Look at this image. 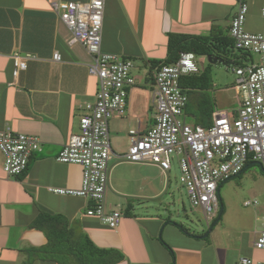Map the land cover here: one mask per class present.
Wrapping results in <instances>:
<instances>
[{"label": "crops", "instance_id": "crops-1", "mask_svg": "<svg viewBox=\"0 0 264 264\" xmlns=\"http://www.w3.org/2000/svg\"><path fill=\"white\" fill-rule=\"evenodd\" d=\"M54 1L89 0H0V130L9 127L41 140L21 176L6 175L0 151V264H20L24 248L47 243L45 234L32 227L41 212L79 220L97 246L125 254L118 264H239L242 257L264 261V250L255 247L256 223H248L245 217L233 216L230 221L226 217L223 183V214L217 222L221 220L223 230L215 234L213 228L208 235L198 234L184 225L178 211L172 213L168 207L176 206L178 200L176 190L167 184L172 168L163 172L156 165L125 158L131 145L130 130L144 134L155 123L150 90L156 70L150 61L167 57L169 33L208 35L216 27L229 34L242 1L249 6L245 29L262 33L264 0H106L102 51L133 58L145 68L143 77L135 74L138 68L133 72L137 83L129 88L126 114L110 121L113 153L106 205L109 210L123 206L126 210L115 229L86 213L94 205L92 201L49 189L81 186L82 167L59 162L57 157L70 136L78 133L83 106L93 102L98 91V80L88 69L91 55L82 44H69L72 32L52 11ZM234 51L227 66L240 60V53ZM16 52L36 56L17 78L13 73ZM56 52L61 61L54 60ZM252 59L248 57L244 63ZM232 89L240 96L236 85ZM229 92L220 89L215 110L235 112L233 104L239 105L240 98L228 102ZM191 117L187 115V121ZM168 221L180 223L186 231ZM234 227L240 230L236 233ZM161 239L172 247L175 259Z\"/></svg>", "mask_w": 264, "mask_h": 264}, {"label": "built area", "instance_id": "built-area-1", "mask_svg": "<svg viewBox=\"0 0 264 264\" xmlns=\"http://www.w3.org/2000/svg\"><path fill=\"white\" fill-rule=\"evenodd\" d=\"M106 0L87 2L54 1L51 9L72 32L69 44H82L91 55L89 74L98 80L93 102H87L80 118L79 131L70 136L57 160L78 164L83 169L78 188L51 187L60 195L86 198L94 203L87 214L99 218L109 228L119 227L123 213L109 210L106 196L109 181V159L113 153L110 121L123 116L128 109L129 88L136 85V62L102 51ZM249 6L240 2L230 24V36L236 49L257 54L244 66L235 69L241 99L235 112L215 110L209 126L187 121V90L181 85L185 75L199 72L201 67L194 52H182L174 64L162 65L154 74L156 120L144 134L130 130L131 145L125 154L132 163H149L163 172L171 170L177 157L181 170L180 182L194 208H201L210 224L222 209L218 188L222 182L238 176L250 161L264 167V32L251 33L245 29ZM264 13V12H263ZM14 77L27 69L32 54L16 52ZM59 52L54 60L61 61ZM35 135L0 130V151L4 156V171L8 177L25 174L32 154L40 147ZM258 201L245 202V206ZM255 247L264 250V229L258 232ZM239 264H264L242 257Z\"/></svg>", "mask_w": 264, "mask_h": 264}, {"label": "trees", "instance_id": "trees-1", "mask_svg": "<svg viewBox=\"0 0 264 264\" xmlns=\"http://www.w3.org/2000/svg\"><path fill=\"white\" fill-rule=\"evenodd\" d=\"M168 37L167 57L150 61L151 67L155 70L162 65L176 63L181 53L185 51L194 52L197 56L211 57L212 61L209 63L217 64L220 63V60L228 63L230 55L236 50L240 53L238 57L240 60H234L237 67L246 65L250 62L244 63L248 57L252 58L251 53L236 49L230 32L226 34L216 27L212 28L208 35L171 32ZM215 58L218 60L217 62H213ZM130 59L134 60L133 58ZM211 70L210 65L199 72L183 76L180 81L182 87L187 90L189 98L186 107L187 115L195 119V124L203 126L212 124V115L215 110V106L207 93L213 87ZM252 163L256 162H248L239 175L244 173L245 169ZM220 212V216L213 221L210 229H213L221 218L223 214L222 209ZM168 222L186 231L180 223ZM32 227L43 232L48 241L43 246L24 248L22 250L24 259L20 264H35L37 261L53 262L56 264H118L125 259V254L118 249L97 246L83 229L79 220L71 221L62 214L41 212L34 220ZM161 241L171 251L175 259L172 247L163 239Z\"/></svg>", "mask_w": 264, "mask_h": 264}, {"label": "rangeland", "instance_id": "rangeland-1", "mask_svg": "<svg viewBox=\"0 0 264 264\" xmlns=\"http://www.w3.org/2000/svg\"><path fill=\"white\" fill-rule=\"evenodd\" d=\"M253 61L258 62L260 57L257 54H252ZM197 61L202 66V70L211 65L212 78H213V87L208 90L209 94L214 106H216V96L218 97V93L220 89H228L229 95L227 96L228 102L234 99L235 102V91L232 89L233 86L237 84L238 76L235 72L237 64L234 63L232 65L227 66L226 64H210L207 56H197ZM136 62V61H135ZM137 68L135 70V74L139 77H143L145 75V68L141 63L136 62ZM142 80L138 79V83H141ZM146 89H151L149 86ZM152 93H154V86L152 87ZM241 99L239 94L236 96ZM239 99V100H240ZM225 100V101H226ZM234 109L238 107V103L233 104ZM155 110H152L153 117L155 116ZM188 123L193 124L194 119L191 117L188 119ZM127 149V148H126ZM180 177L181 170L179 168V163L177 157H174L172 171L167 174V184L170 188H173L177 192V205L174 204L168 206L172 213H176L178 211L179 218L183 221L184 225L190 230L198 233L208 235L210 232V228L213 224V221L208 224L205 215L201 208L192 207L186 189L183 185H180ZM223 190L222 195L225 201L227 213L226 217H228L229 221L233 216L245 217L249 220L250 223L254 221L256 223L257 231H261L264 229V169L261 164L252 163L248 166L244 173L239 176H236L229 181L222 182ZM221 183V184H222ZM220 184V185H221ZM258 201V204H252L248 207H245V202L247 201ZM123 208V209H122ZM120 208L123 214L125 215V206ZM221 212L217 215L219 217ZM216 217V218H217ZM215 218V219H216ZM214 219V220H215ZM220 224V225H218ZM214 226L216 230L214 233L218 234L219 231L223 230L222 222H220ZM237 233L240 229L233 228Z\"/></svg>", "mask_w": 264, "mask_h": 264}, {"label": "water", "instance_id": "water-1", "mask_svg": "<svg viewBox=\"0 0 264 264\" xmlns=\"http://www.w3.org/2000/svg\"><path fill=\"white\" fill-rule=\"evenodd\" d=\"M210 61H212V58L211 57H208ZM218 60L215 58L213 62H217ZM220 63H223V64H227L226 62H224L223 60H220L219 61ZM258 164H261L259 162H257ZM262 166V164H261ZM263 167V166H262ZM218 195L221 196V193H220V187L218 188Z\"/></svg>", "mask_w": 264, "mask_h": 264}]
</instances>
